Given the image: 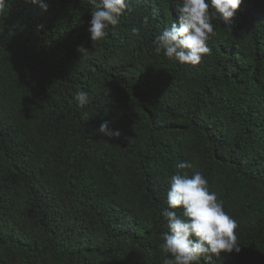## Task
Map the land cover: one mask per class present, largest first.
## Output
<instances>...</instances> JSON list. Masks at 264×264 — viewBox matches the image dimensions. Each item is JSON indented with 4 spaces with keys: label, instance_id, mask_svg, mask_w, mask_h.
Listing matches in <instances>:
<instances>
[{
    "label": "trees",
    "instance_id": "1",
    "mask_svg": "<svg viewBox=\"0 0 264 264\" xmlns=\"http://www.w3.org/2000/svg\"><path fill=\"white\" fill-rule=\"evenodd\" d=\"M43 2L0 12V264H163L169 178L185 171L239 225L241 251L209 264H264V0L214 16L196 66L155 50L180 0H127L94 42L88 0Z\"/></svg>",
    "mask_w": 264,
    "mask_h": 264
},
{
    "label": "clouds",
    "instance_id": "2",
    "mask_svg": "<svg viewBox=\"0 0 264 264\" xmlns=\"http://www.w3.org/2000/svg\"><path fill=\"white\" fill-rule=\"evenodd\" d=\"M43 10L48 5L43 0H31ZM93 6L89 21L92 42L103 39L110 26L120 22L128 9L127 0H88ZM242 0H180L178 17L155 37L156 52L163 50L170 60L191 66L198 65L203 56L211 52L208 41L215 34L213 17H218L225 26L239 9ZM8 0H0L2 12ZM210 9L214 10L210 11ZM147 23V21H145ZM132 35H139V28L131 29ZM82 51V49H81ZM78 106L89 103L87 91L78 90L74 96ZM98 131L105 136H119L120 131L109 128V122L100 124ZM179 169H193L190 161H182ZM170 187L166 193L168 207L162 211L168 231L163 234L160 248L166 257L163 264H209L213 256L241 251L236 230L239 225L225 210L223 201L216 192L210 191L206 177L200 171L178 172L169 178ZM181 210V215L177 214Z\"/></svg>",
    "mask_w": 264,
    "mask_h": 264
}]
</instances>
